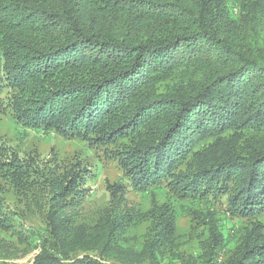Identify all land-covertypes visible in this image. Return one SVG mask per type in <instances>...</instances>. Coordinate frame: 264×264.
I'll list each match as a JSON object with an SVG mask.
<instances>
[{
    "label": "trees",
    "instance_id": "16d2710c",
    "mask_svg": "<svg viewBox=\"0 0 264 264\" xmlns=\"http://www.w3.org/2000/svg\"><path fill=\"white\" fill-rule=\"evenodd\" d=\"M6 113L112 146L122 173L86 212L77 162L60 171L57 157L40 163L0 144V229L27 230L15 235L39 250L29 264L180 259L173 209L127 205L128 192L155 191L208 207L201 264L226 245L219 212L249 223L227 263L264 264V0H0ZM5 186L36 230L4 211ZM140 220L150 222L138 238Z\"/></svg>",
    "mask_w": 264,
    "mask_h": 264
},
{
    "label": "rangeland",
    "instance_id": "374dc122",
    "mask_svg": "<svg viewBox=\"0 0 264 264\" xmlns=\"http://www.w3.org/2000/svg\"><path fill=\"white\" fill-rule=\"evenodd\" d=\"M0 144L16 150L20 156H29L42 163L57 157L59 170L63 171L70 165L77 162L83 169L82 179L86 195L83 200V207L86 212L97 207H103L108 199L109 192L106 188L107 183H116L121 178L122 173L117 162L110 157L109 151L112 146H100L89 144L87 141L78 138H63L52 132H43L42 129L27 128L17 123L10 115L0 114ZM57 161V160H56ZM74 165V164H73ZM82 171V170H81ZM4 206L7 213H17L20 221L24 223L23 228L36 230L38 222L29 212L22 197L17 196L11 187L5 186ZM128 207L136 211L145 213L152 204H167L174 211L176 226L179 229L182 239L187 241L181 246L182 257L173 258L169 256L162 262L165 264H201L205 260V246L207 232L201 226L204 221V213L207 206L197 203H191L189 200H180L172 197L167 192L158 193L150 192L142 195L134 192L126 194ZM214 214L225 237L226 245L214 252L215 264H228V260L234 253V248L240 243L245 236L249 226L244 220L229 217V215ZM264 222V218L261 219ZM149 220H140L135 227L136 233L140 238L149 226ZM16 223V222H15ZM15 223H13L15 225ZM26 229L5 228L0 229V264H29L39 251L32 238L25 234L19 238L16 231ZM142 240V239H141Z\"/></svg>",
    "mask_w": 264,
    "mask_h": 264
}]
</instances>
